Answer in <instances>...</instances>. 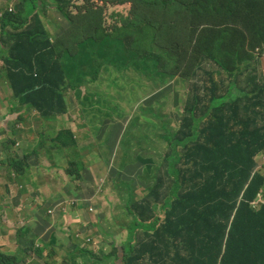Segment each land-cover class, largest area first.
<instances>
[{
    "label": "trees",
    "instance_id": "trees-1",
    "mask_svg": "<svg viewBox=\"0 0 264 264\" xmlns=\"http://www.w3.org/2000/svg\"><path fill=\"white\" fill-rule=\"evenodd\" d=\"M52 1L70 19L74 0ZM115 1L133 5L132 17L126 21L145 43L138 42L135 34L126 43L128 35L121 31L110 37V54L129 53L151 60L152 77L191 78L180 127L167 135L169 149L161 174L144 198L128 205L127 249L113 246L109 255L80 253L92 264H264V161L260 158L264 155V80L260 75L264 48L252 56L245 42L251 45V39L258 37L264 41V7L257 10L264 0ZM29 2L32 7L25 0L22 11H8L2 19L6 57L0 61V74L8 78L22 106L37 110L46 121H56L69 114L68 72L57 56L60 49L64 51L63 35L53 40L40 20L37 10L47 6L46 0ZM94 8L85 5L84 15ZM183 12L194 18L195 26H176ZM91 25L85 26L88 33ZM103 30L102 34L120 29ZM121 42L124 48L119 47ZM209 60L229 72L228 85L221 73L209 67ZM57 132L54 147L70 153L67 175L84 183L91 174L86 155L79 151L78 132L66 128ZM45 147V142L40 144L35 153ZM29 158L12 155L4 163L8 185L0 187V195L1 190L10 193L16 183L27 188ZM5 198H0V208ZM35 243L20 250V256L0 248V264H21L31 252L45 264H56L50 263L54 248L45 243L39 249Z\"/></svg>",
    "mask_w": 264,
    "mask_h": 264
},
{
    "label": "rangeland",
    "instance_id": "rangeland-1",
    "mask_svg": "<svg viewBox=\"0 0 264 264\" xmlns=\"http://www.w3.org/2000/svg\"><path fill=\"white\" fill-rule=\"evenodd\" d=\"M51 4L55 6L53 2ZM259 9L263 10V7L259 5L257 10ZM0 11L4 12L1 8ZM154 12L156 13V9ZM186 14L183 12L179 15L176 26L196 25L194 18L186 17ZM261 19H264L263 16ZM61 28H58V31H48L53 36V40L62 36ZM103 28L101 23L92 24L88 31L91 34L98 32L97 37H105L102 43L106 47L104 55L112 56L109 62L116 64V68L111 70V73H103V68L107 64L99 61L101 59L107 61L106 57L88 44L81 48V43H77L76 49L71 52L60 49L57 55L62 65L76 66L74 70L76 77L82 73L80 70L82 66L86 69L90 62H98L103 74L100 68L88 67L90 73L84 75L82 85H88L90 79H97L94 81L95 87L101 82L105 86L97 87L96 100H93L87 108L90 149L101 155L84 157V162L98 163L100 170H94L93 174L90 172L91 177L86 178V185L79 188L69 180L61 182L65 178L59 173L57 181H54L52 193L48 197L50 199L47 205L49 220L52 216L61 214L64 221L62 227H64L67 222L66 214L70 213L75 216L73 222L76 233L82 234L81 238H74L68 237L63 230H56L57 234L63 233L65 237H58L59 242L56 245L62 249L59 254L55 250L56 246L54 247L56 252L51 260L55 263L71 262L70 252L77 245L81 247L84 245V248L91 253L105 255L109 252L113 239L121 247L128 243L131 231L128 205L144 198L155 186L159 173L161 174L163 156L169 149L167 135L169 132L175 134L180 127L185 101L188 99L190 76L173 77L162 74V77H152L151 60L142 61L139 56L135 57L129 53L110 54L112 46V43H109L110 37L118 35L121 31H126L128 35L126 43L133 40L130 38L131 34L136 35L138 42L145 43V38H139L133 26L129 25L119 31L107 30L102 34ZM71 39L77 40L74 36ZM90 40L94 41L93 37ZM62 41L63 44L66 43L64 36ZM245 42L252 56L262 53L264 41L261 37L251 39V45L246 40ZM66 44L69 46V43ZM118 45L124 48V43ZM84 53L86 54L84 63H75L73 59ZM190 63L194 64L195 58L192 57ZM208 65L214 72L221 73L228 85L229 72L213 60H209ZM170 68H172L171 65L168 69ZM260 75L262 76V73ZM75 82L77 83L78 80ZM243 82L241 78L240 84ZM69 93L70 91L67 92ZM225 93L226 89L222 94ZM8 141L9 138L0 141V149H4L3 144ZM25 151L23 144L19 151L21 159ZM15 152L16 149L11 147L7 154L8 158L0 160V163L8 161L12 156L11 153ZM76 190H79V197L76 195ZM13 195L15 208L22 207L20 189H15ZM90 210L92 213H89ZM159 214L163 215V212L160 210ZM57 223H54V226ZM15 226L18 227V223ZM4 230V227H0L1 240L4 238ZM21 231L32 232L33 230L25 227ZM41 235L35 234L36 241ZM11 241L13 242L12 238ZM30 246H32V240L24 243L20 250ZM125 249L127 246L123 247V250ZM37 262L40 260L38 259Z\"/></svg>",
    "mask_w": 264,
    "mask_h": 264
},
{
    "label": "crops",
    "instance_id": "crops-1",
    "mask_svg": "<svg viewBox=\"0 0 264 264\" xmlns=\"http://www.w3.org/2000/svg\"><path fill=\"white\" fill-rule=\"evenodd\" d=\"M22 1L24 2V0H0V8L3 9V11L11 8H13L16 12L18 10L22 11L24 8ZM26 1V6L29 5L32 7V4H30L28 0ZM48 1L51 3L50 0ZM85 5H93L95 7L92 10L93 12L84 15L86 9H83V7ZM259 5L264 7V1ZM48 6L49 7L45 10H37V13L46 29L52 31L62 27L60 32L62 31V35L66 38V43H69V46L66 43L63 44L64 51L71 52L76 49L77 43H83L85 39H88L87 42L81 44L80 47L84 48V45L88 44L95 47L103 55L104 50L106 49V47L102 45L104 38L97 37L98 32L94 35H90L85 26L101 23L104 27L121 30L124 25L126 27L128 26L129 20L126 21V18L130 17V13L132 11V4L120 3L115 0H94L93 3L89 0H74L69 11L70 19H68L52 4ZM74 8H77V10H73ZM73 21L76 22L77 28L75 27ZM2 30L3 23L1 19L0 61L6 57L4 45L2 44V37L4 35ZM71 30H73L74 33L70 32ZM68 31L70 34L66 36L65 33ZM73 36L76 37L77 40L71 39ZM92 37L94 41L90 40ZM85 56V53L80 54L73 60L75 63H84ZM104 57H106L107 61L102 59L99 61L102 64H107L103 68V73H111V70L116 68V64L109 62L112 56L104 55ZM90 66L100 68L101 70L100 64L96 61L90 62L88 67ZM88 67L84 69V66H82L80 68L82 73L79 77H76L74 74L76 66H70L69 64L66 65V70L68 72L67 87L68 91H70L68 94L69 114L50 123L57 126L58 129H73L78 132L82 151L86 156L93 157L101 154L91 151L90 149L87 108L91 105L93 100H96L95 94L97 92V87H104L105 85L101 82L95 87L94 84L96 82L94 81L97 79H90L91 81L88 85H82L84 75L90 73ZM103 73L101 72V74ZM262 77L264 79V69H262ZM76 80H78L77 83L75 82ZM186 103L187 99L185 101V106ZM48 130L52 131L53 127H50L37 111L31 107L22 106L20 100L15 98L8 78L5 74H0V141L5 138H9V141L3 144L4 149H0V160H6L8 158L7 154L10 152L11 147H13L16 149V152L11 153V155L18 156L20 160H25L28 156H30L29 163L31 167V175L26 183L27 188H25L22 184L16 183L10 193L9 191L6 192L5 190H1L0 198L6 197L4 207L0 208V227H4L5 229L3 231L4 238L3 240L0 239V248L3 252L18 254L20 247H22L21 244L36 239V233L39 235L42 234L40 237L52 245L53 248L56 246L55 250L58 254L59 251H62L61 247L56 244L59 242L58 237H65V235L63 233L57 234L56 230H62L64 222L63 218L60 217L59 222L56 226H54L53 219L51 218V220H49L47 215V211L49 209L47 205L50 202L48 197L52 193V187L54 186L53 179L50 178V176H54L55 179H58L59 173H61L65 178L61 182L69 180L76 186H78V184L66 174L68 161L60 153H53L49 144L46 145L40 154L35 153V150L40 146V141L43 140L41 134L43 132L46 133ZM23 144L25 145L26 151L23 159H21L19 151L21 150ZM5 162L6 161H1L0 163V187H6L8 185L5 176L6 172L4 171ZM88 168L89 172H92V174L94 170H100L98 163H88ZM83 184L84 187L86 183L84 182ZM15 189H20L22 207L19 206L15 208L16 205H14L13 202V193ZM8 198H11V200L9 201ZM17 223L18 227L15 226ZM25 227H30L33 231H21V229ZM17 235L18 237H14ZM11 238L13 239V242L11 241ZM80 252V249L73 250L69 255L71 262L56 264H92V262ZM71 258H73V260ZM26 262L22 264H26ZM34 264H45V262L40 260V262H36Z\"/></svg>",
    "mask_w": 264,
    "mask_h": 264
},
{
    "label": "clouds",
    "instance_id": "clouds-1",
    "mask_svg": "<svg viewBox=\"0 0 264 264\" xmlns=\"http://www.w3.org/2000/svg\"><path fill=\"white\" fill-rule=\"evenodd\" d=\"M25 1V0H24ZM30 0H28V2H29ZM51 1V3L53 2L52 0H50ZM90 1V0H89ZM27 2V1H26ZM90 2H94V0L93 1H90ZM23 1H22V5H23ZM30 3V2H29ZM46 3H47V6L45 7V8H42V6L38 9V10H40V9H47L49 6L48 5H50L51 3L48 1V0H46ZM54 4H55V7L57 8V4L55 3V2H53ZM30 4H32L33 5V3H30ZM40 4L42 5V3L40 2ZM131 4V3H130ZM23 7H24V5H23ZM132 8H133V5H132ZM24 9V8H23ZM58 9V8H57ZM59 10V9H58ZM8 11H10V12H16L13 8H11V9H9V10H6V11H4L3 13L0 11V16L2 17V19L4 18V15L8 12ZM21 10H18L17 12H20ZM60 11V10H59ZM61 12V11H60ZM62 13V12H61ZM65 17H66V15L64 14V13H62ZM131 14V13H130ZM40 17V16H39ZM66 18H68V17H66ZM69 19V18H68ZM45 27V26H44ZM45 29H46V27H45ZM47 31H50V30H48V29H46ZM58 31V30H57ZM62 32V31H61ZM88 36V35H87ZM88 39H85L84 41H87ZM65 68H66V66H65ZM12 87V86H11ZM67 89H68V87H67ZM14 92V91H13ZM67 92H68V90H67ZM15 95V94H14ZM16 98V97H15ZM17 99V98H16ZM66 100H67V102H69L68 101V94L66 93ZM33 109V108H32ZM35 110V109H34ZM35 111H37V110H35ZM38 112V111H37ZM38 114L41 116V114L38 112ZM42 117V116H41ZM43 119V118H42ZM44 120V119H43ZM44 121H46V120H44ZM48 124H49V126L51 127H53V130L51 131V130H48L46 133L45 132H43L41 135H42V138H43V140L42 141H40V144H42V143H44L45 142V145H50L51 146V150L53 151V153L54 152H56V153H60L62 156H64L65 157V159L67 160V161H69V160H71V158H70V153L68 152V151H66V150H60V149H56L55 147H54V145H53V139L57 136V134L59 133V132H57L56 133V130L58 129V127L57 126H55V125H53V124H51L50 122H52V120L50 119L49 121H46ZM45 140V141H44ZM78 140V144H79V151L81 152V153H84L83 151H82V149H81V144H80V140L79 139H77ZM85 154V153H84ZM87 157V156H86ZM93 157H95V156H93ZM68 163V162H67ZM88 163H90V162H88ZM92 164V163H91ZM76 181V180H75ZM77 182V184H78V188L79 187H82L84 184L83 183H80L79 181H76ZM79 193V190H76V195ZM78 197L80 196V194L79 195H77ZM128 212V211H127ZM89 213H92V211L90 210L89 211ZM129 215V214H128ZM60 217H62V215L61 214H59V215H54V216H52V219H53V223H57V221L59 220V218ZM73 218H75V216H72L70 213H67L66 214V219H67V222H66V225L64 226V227H62V230L65 232V234L68 236V237H74V238H81V236H82V234H80V233H76V231H75V227H74V225H75V223L73 222ZM131 219V218H130ZM130 234H131V231H130ZM33 240H36V239H33ZM33 240H32V245H33ZM45 240L44 239H42L41 237H39L38 239H37V241H36V243H35V247H37V248H39V249H43V247H44V245H45ZM128 243H129V241H128ZM128 243L126 244V245H124V246H119L117 243H116V241L113 239V244L111 245V248H110V250H109V252L107 253V254H105V255H109L110 253H111V250H112V247L113 246H117V247H119L120 249H121V251L123 250V247H125V246H127L128 245ZM23 244H21V246H22ZM34 247V248H35ZM77 248V249H76ZM78 249H80V250H86L85 248H84V245H82V247L80 246V245H77V246H75V248L73 249V250H78ZM72 250V251H73ZM32 253V256L31 257H29V259L28 258H24L22 255H21V257H23V260H22V263H25L26 261V264H32V263H36L37 261H38V259H40V260H43L45 263L47 262L46 260H44V259H42L41 257H39L38 255H36L35 254V252H31ZM9 254H13V253H9ZM13 255H15V254H13ZM16 255H19L20 256V251H19V253L18 254H16ZM97 255H103V254H101V253H97ZM33 258V259H32ZM72 260H73V258H71ZM30 261V262H29ZM21 263V264H22ZM50 263H55V262H53L51 259H50ZM75 264H80V263H75Z\"/></svg>",
    "mask_w": 264,
    "mask_h": 264
},
{
    "label": "built area",
    "instance_id": "built-area-1",
    "mask_svg": "<svg viewBox=\"0 0 264 264\" xmlns=\"http://www.w3.org/2000/svg\"><path fill=\"white\" fill-rule=\"evenodd\" d=\"M260 158H262V159L264 160V155H263V156L261 155V157H260Z\"/></svg>",
    "mask_w": 264,
    "mask_h": 264
},
{
    "label": "bare ground",
    "instance_id": "bare-ground-1",
    "mask_svg": "<svg viewBox=\"0 0 264 264\" xmlns=\"http://www.w3.org/2000/svg\"><path fill=\"white\" fill-rule=\"evenodd\" d=\"M9 208V207H8ZM256 214V213H255ZM262 217V216H261Z\"/></svg>",
    "mask_w": 264,
    "mask_h": 264
}]
</instances>
